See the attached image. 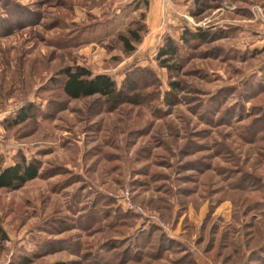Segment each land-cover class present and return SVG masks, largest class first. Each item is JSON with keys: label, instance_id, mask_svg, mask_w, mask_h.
Instances as JSON below:
<instances>
[{"label": "rangeland", "instance_id": "374dc122", "mask_svg": "<svg viewBox=\"0 0 264 264\" xmlns=\"http://www.w3.org/2000/svg\"><path fill=\"white\" fill-rule=\"evenodd\" d=\"M186 27L207 39L180 41ZM166 36L173 75L154 60ZM75 65L119 85L150 66L163 91L181 81L180 102L157 114L70 99L60 80ZM21 152L41 174L0 189V264H260L264 0H0V153ZM152 227L144 247L132 239Z\"/></svg>", "mask_w": 264, "mask_h": 264}, {"label": "trees", "instance_id": "16d2710c", "mask_svg": "<svg viewBox=\"0 0 264 264\" xmlns=\"http://www.w3.org/2000/svg\"><path fill=\"white\" fill-rule=\"evenodd\" d=\"M192 14L196 16L198 13L194 11ZM144 32L145 28L141 26L139 29L130 30L128 35L122 36L124 51L134 52L137 48L136 45L142 41ZM197 39L206 40L207 37L186 27L179 40L190 44V42ZM179 51L180 43L171 36H166L165 43L159 48L154 60L160 68L167 69L173 75L175 71H180L181 65L176 63ZM62 76L60 80L62 91L68 98L80 99L99 96L103 98L110 109H116L122 105L145 106L158 114V112H162L158 106V101L161 100L166 104H179L180 99L178 96L182 91V83L177 79L170 81L168 83L169 89L163 91L162 85L164 82L162 78L150 66L136 65L126 73L120 85L110 74H94L91 69L80 65L67 67L62 71ZM32 106L33 103H28L19 109L17 111L19 112L18 115L11 119L10 124L7 126H16L25 122L28 118V111ZM18 154L12 165H6L5 157L0 153V189H15L40 176V161L34 158L28 160L22 152ZM262 212L264 215V210ZM154 230H156L155 227L149 228L146 231L147 235H144V237L134 235L132 239L139 238L141 242H144L145 239H150ZM0 232H3V230ZM6 238L4 237V239ZM166 240L171 242L172 239L166 237ZM145 245L146 242H144L143 247ZM262 252L258 255L260 264H264V254ZM32 261V256L25 255L23 259L18 261V264H32Z\"/></svg>", "mask_w": 264, "mask_h": 264}, {"label": "built area", "instance_id": "2783aa9c", "mask_svg": "<svg viewBox=\"0 0 264 264\" xmlns=\"http://www.w3.org/2000/svg\"><path fill=\"white\" fill-rule=\"evenodd\" d=\"M123 205L126 207V209L132 211L133 213H136L138 215H143V216L146 215V213L141 208H138L137 206L131 204L130 202L125 201Z\"/></svg>", "mask_w": 264, "mask_h": 264}]
</instances>
